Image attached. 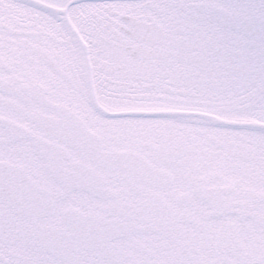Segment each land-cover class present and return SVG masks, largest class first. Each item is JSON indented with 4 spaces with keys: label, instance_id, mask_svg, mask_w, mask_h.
<instances>
[{
    "label": "snow or ice",
    "instance_id": "1",
    "mask_svg": "<svg viewBox=\"0 0 264 264\" xmlns=\"http://www.w3.org/2000/svg\"><path fill=\"white\" fill-rule=\"evenodd\" d=\"M0 264H264V0H0Z\"/></svg>",
    "mask_w": 264,
    "mask_h": 264
}]
</instances>
